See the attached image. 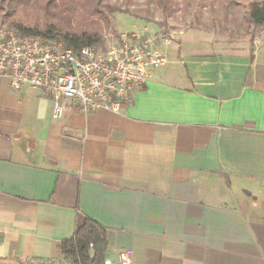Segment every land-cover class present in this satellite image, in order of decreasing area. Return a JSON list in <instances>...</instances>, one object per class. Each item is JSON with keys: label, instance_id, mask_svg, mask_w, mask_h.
<instances>
[{"label": "crops", "instance_id": "0c3cea01", "mask_svg": "<svg viewBox=\"0 0 264 264\" xmlns=\"http://www.w3.org/2000/svg\"><path fill=\"white\" fill-rule=\"evenodd\" d=\"M158 50L167 64L117 114L53 120L40 90L0 77V264L62 262L86 218L113 264L124 249L130 264H264V45Z\"/></svg>", "mask_w": 264, "mask_h": 264}, {"label": "built area", "instance_id": "2783aa9c", "mask_svg": "<svg viewBox=\"0 0 264 264\" xmlns=\"http://www.w3.org/2000/svg\"><path fill=\"white\" fill-rule=\"evenodd\" d=\"M166 64L151 39L133 32L120 34L105 49L73 51L0 25V77L7 78L13 90H40L51 102L53 120L61 119L71 106L84 114L97 110L117 114L130 93L145 87ZM131 255L130 250H121L117 263L130 264ZM103 264L113 263L105 259Z\"/></svg>", "mask_w": 264, "mask_h": 264}, {"label": "rangeland", "instance_id": "374dc122", "mask_svg": "<svg viewBox=\"0 0 264 264\" xmlns=\"http://www.w3.org/2000/svg\"><path fill=\"white\" fill-rule=\"evenodd\" d=\"M253 2L264 0H89L77 5L70 23L100 36L98 49L108 47L120 34L133 32L151 39L157 48L197 38L222 50L251 52L255 46L264 45V26L248 22ZM20 19L29 27L24 18ZM0 25L10 27L3 14Z\"/></svg>", "mask_w": 264, "mask_h": 264}, {"label": "trees", "instance_id": "16d2710c", "mask_svg": "<svg viewBox=\"0 0 264 264\" xmlns=\"http://www.w3.org/2000/svg\"><path fill=\"white\" fill-rule=\"evenodd\" d=\"M81 2L89 0H0V14L10 20V28L22 36L59 42L73 51L83 47L100 48L96 46L101 41L100 36L74 28L70 23ZM21 17L29 27L24 26ZM248 22L255 27L264 26V2L250 4ZM58 248L64 262L103 264L108 249L106 230L86 218L73 237L61 242Z\"/></svg>", "mask_w": 264, "mask_h": 264}]
</instances>
